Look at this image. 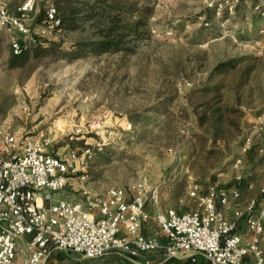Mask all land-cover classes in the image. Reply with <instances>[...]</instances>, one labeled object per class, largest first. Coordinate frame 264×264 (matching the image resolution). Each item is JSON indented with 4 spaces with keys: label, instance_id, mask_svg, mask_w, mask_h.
<instances>
[{
    "label": "rangeland",
    "instance_id": "374dc122",
    "mask_svg": "<svg viewBox=\"0 0 264 264\" xmlns=\"http://www.w3.org/2000/svg\"><path fill=\"white\" fill-rule=\"evenodd\" d=\"M28 1L0 0V6L16 14ZM55 1L34 0L27 16L47 54L33 48L11 69L17 34L0 31V128L49 143L61 157L93 150L85 179L71 177L63 191L51 193L54 201L163 182V210H194L192 186L202 195L214 186L235 187L244 200L261 199L264 0H103L100 15L84 18L77 31L52 32L37 19ZM139 21L146 28L130 33ZM110 27L125 34L122 49L97 56L85 44L99 42ZM231 61L238 62L233 71L215 73ZM205 104L241 112L226 141L212 142L217 119L199 125Z\"/></svg>",
    "mask_w": 264,
    "mask_h": 264
},
{
    "label": "built area",
    "instance_id": "2783aa9c",
    "mask_svg": "<svg viewBox=\"0 0 264 264\" xmlns=\"http://www.w3.org/2000/svg\"><path fill=\"white\" fill-rule=\"evenodd\" d=\"M34 0L11 13L0 6V31L17 34L11 40V52L21 56L37 44V37L27 25ZM56 8L46 10L47 29L60 32ZM260 130H264V122ZM251 139L246 140L245 149ZM0 264H15L20 256L25 264H47L57 253H73L83 264H89L120 252L131 259L150 253H162L165 261L182 258L199 264H264L260 249L264 241V189L260 190L262 207L247 221L249 241L237 234L236 221L226 211L238 201L236 188L214 186L202 195L199 186L190 187L189 197L196 207L190 212L162 210L160 185L139 183L129 188L109 189L103 196L83 192V201H54L51 193L63 191L71 177L85 179L84 173L93 156L90 147L72 150L67 157L50 152L49 143L30 138L20 140L10 126L0 128ZM241 163L238 160L237 168ZM252 202L248 212L254 211ZM152 222L159 236H146Z\"/></svg>",
    "mask_w": 264,
    "mask_h": 264
},
{
    "label": "trees",
    "instance_id": "16d2710c",
    "mask_svg": "<svg viewBox=\"0 0 264 264\" xmlns=\"http://www.w3.org/2000/svg\"><path fill=\"white\" fill-rule=\"evenodd\" d=\"M103 0H57L55 1L56 8V18L60 21V26L57 30L65 31V32H74L77 31L80 27V22L88 17H98L100 15L101 5H103ZM16 15H20L19 12ZM87 15V16H86ZM37 22L40 24L48 25L46 10L42 12V14L38 17ZM147 23L144 21H139L128 30L130 33L139 34V31L145 29ZM120 30L110 27L104 34V38H102L99 42H92L90 44H85L86 47L91 49L92 53L95 55H101L107 52L116 53L121 51L123 41L125 38V34L119 32ZM35 48L37 52H42L43 54H47V48H43V45L37 41V44L28 50H26L21 56H14L10 59L9 65L11 69H15L23 63L25 58L29 55L31 49ZM78 55L77 53L74 54ZM77 57V56H76ZM237 61L226 62L220 64L215 73L224 75L230 71H233L236 68ZM216 90L218 88H215ZM207 91V90H206ZM218 92V90H217ZM206 109L200 114L198 118V123L201 127H205L212 120L217 119L214 123L216 124L215 138L212 140L213 143H217L219 138L222 141H226L227 132L236 128V122L233 120V116L241 113L237 108H232L230 106H226L225 108L214 109L210 105L205 104ZM226 112L228 115V119L224 120L223 112ZM81 175V174H80ZM79 175V176H80ZM245 219L247 216L244 217ZM191 264V262L189 261Z\"/></svg>",
    "mask_w": 264,
    "mask_h": 264
},
{
    "label": "crops",
    "instance_id": "0c3cea01",
    "mask_svg": "<svg viewBox=\"0 0 264 264\" xmlns=\"http://www.w3.org/2000/svg\"><path fill=\"white\" fill-rule=\"evenodd\" d=\"M246 187L248 190H252L253 186L251 184H247ZM235 188V187H234ZM229 189V188H228ZM237 189V188H236ZM241 197L238 201L234 202L232 207L226 211V217L231 221H236L235 214L241 213L243 214L242 218L237 220V234L243 237V243H247L249 241V233L247 229V221L251 217H255L258 215L261 207H262V197L259 196L261 199H257L256 197L243 199V195L241 193V190L238 189ZM252 202H256V206L254 208V211L249 213L248 208ZM173 207H168L164 211H167L168 209H172ZM175 209V208H173ZM163 210V209H162ZM247 216L245 219L244 217ZM144 234L146 236H159L161 237L160 229L157 226L156 223L152 222L149 228L144 230ZM264 236V233H263ZM161 240L164 241V239L161 237ZM260 249L264 253V241L260 244ZM198 263L199 264H207V262L204 260L202 256H197ZM247 262L250 264H253V260L251 258L247 259ZM26 263V257L20 256L17 259V262L15 264H25ZM47 264H83L79 258V256L73 254V253H53L50 258L48 259ZM89 264H190L188 260L177 258L172 259L170 261H165L163 258L162 253H150L147 255H143L140 258L137 259H131L127 257L126 255L121 254L120 252H111L107 256L93 260L89 262Z\"/></svg>",
    "mask_w": 264,
    "mask_h": 264
}]
</instances>
